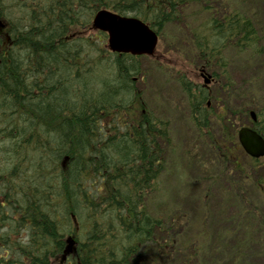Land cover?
<instances>
[{
	"label": "trees",
	"instance_id": "trees-1",
	"mask_svg": "<svg viewBox=\"0 0 264 264\" xmlns=\"http://www.w3.org/2000/svg\"><path fill=\"white\" fill-rule=\"evenodd\" d=\"M14 1L0 0V17L10 35L7 42L0 37V215L7 224L0 246L14 248L15 232L21 230L22 247H32L44 260L48 248H63L66 235L73 233L80 264H164L163 259L189 264L176 248L181 243L171 237L183 225L149 209L173 142L168 120L152 114L136 87V75L144 73L140 57L111 52L103 33L99 41L86 34L105 5L141 17L162 38L169 26L186 25L184 14L198 5L202 21L189 27L188 48L213 72L216 84L224 78L231 85L227 53L264 49L255 20L238 9H217V0ZM215 61L223 66L222 74L213 70ZM175 77L197 135L208 138L216 156L233 162L246 180L261 159L245 154L238 130L254 110V127L264 136V102L254 98L232 108L210 86L184 72ZM80 121L88 129L79 134L83 151H74L72 135ZM65 155L70 156L67 168L62 167ZM81 159L89 164L83 167ZM256 184L264 198V175ZM251 220L258 218L253 214ZM254 227L249 226L245 241ZM187 231L183 247L198 244L202 235ZM170 252L185 257L175 262Z\"/></svg>",
	"mask_w": 264,
	"mask_h": 264
},
{
	"label": "rangeland",
	"instance_id": "rangeland-1",
	"mask_svg": "<svg viewBox=\"0 0 264 264\" xmlns=\"http://www.w3.org/2000/svg\"><path fill=\"white\" fill-rule=\"evenodd\" d=\"M217 1V9L223 5L226 10L238 9L253 18L264 45V0ZM191 8L184 14L186 25L169 26L154 55L138 59L144 73L136 75V87L143 91L152 114L168 120L173 142L168 147V168L160 176V188L151 196L149 209L167 222L174 219L185 227L180 232L176 225L178 228L171 231V237L181 243L176 248L186 253L191 260L189 264H264V240L258 239H264V198L256 184L257 178L264 175V158L257 163L258 168H249L246 180L233 162L220 160L211 150L209 139L197 135L187 96L175 77L184 72L195 83H204L200 74L204 65L188 48L189 27L202 21L199 6ZM100 33L92 29L86 35L99 41ZM227 62L232 84L221 78L217 84L214 81L210 84L211 89L223 95L232 108L254 98L264 102V49L258 54L232 50L227 53ZM214 63L213 70L222 74L223 66L219 61ZM213 128L219 137V125L215 121ZM253 214L257 221L251 220ZM251 225L255 229L245 241ZM260 226L261 233V229L257 230ZM189 229L202 236L198 244L183 247L182 239L190 237ZM171 254L175 262L185 257Z\"/></svg>",
	"mask_w": 264,
	"mask_h": 264
},
{
	"label": "water",
	"instance_id": "water-1",
	"mask_svg": "<svg viewBox=\"0 0 264 264\" xmlns=\"http://www.w3.org/2000/svg\"><path fill=\"white\" fill-rule=\"evenodd\" d=\"M94 28L108 32L109 48L119 53L133 55L154 54L158 44V33L136 16L121 15L108 9H100L93 19ZM4 23L0 20V28ZM206 83H210L211 74L203 73ZM255 119V113H252ZM239 140L245 151L253 157L264 156V137L251 127L244 126L239 130ZM75 240L68 239L69 247Z\"/></svg>",
	"mask_w": 264,
	"mask_h": 264
},
{
	"label": "flooded vegetation",
	"instance_id": "flooded-vegetation-1",
	"mask_svg": "<svg viewBox=\"0 0 264 264\" xmlns=\"http://www.w3.org/2000/svg\"><path fill=\"white\" fill-rule=\"evenodd\" d=\"M7 228L6 221L0 215V233H3ZM15 232L14 248L8 246H0V264H80V254L78 247L69 249L67 246L63 248H50L49 254L42 258L35 256L32 247H22L23 234L21 230ZM12 237V236H11Z\"/></svg>",
	"mask_w": 264,
	"mask_h": 264
},
{
	"label": "bare ground",
	"instance_id": "bare-ground-1",
	"mask_svg": "<svg viewBox=\"0 0 264 264\" xmlns=\"http://www.w3.org/2000/svg\"><path fill=\"white\" fill-rule=\"evenodd\" d=\"M9 2H14L15 3V1L14 0H8ZM22 2H25V0H21ZM123 1H125V0H123ZM27 2V1H26ZM25 2V3H26ZM130 2H132V1H130ZM24 3V4H25ZM124 3H126V2H124ZM129 4H131V3H129ZM63 6H66L65 8H68L69 9V5L67 4H64ZM108 5H105L104 7H101V8H99L98 10H100V9H108L109 7H107ZM62 7V6H61ZM140 8V7H139ZM97 10V11H98ZM139 12V11H138ZM116 13H119V14H121V15H125V14H122V13H120V12H117L116 11ZM128 15H130V16H135L134 15V13H129ZM13 18H15L16 20H17V17H16V15H13L12 16ZM0 63H1V61H0ZM72 115H74L75 116V114H72ZM53 128V130H55L56 128H57V126L56 127H52ZM87 129H88V126L86 127V128H84V125H82V122L80 121L79 122V131L77 132V133H75L74 135H72L73 136V138H74V142L72 143V147L71 148H73V150L75 151L76 149H80L81 151H83V144H82V141H81V139H80V137H79V134L80 133H85L86 131H87ZM73 151V152H74ZM80 151V153H82ZM77 152V151H76ZM70 162V156L69 155H65L64 156V158H63V160H62V167L63 168H67V165H68V163ZM80 163H81V165L83 166V167H86L88 164H89V161L88 160H84V159H81L80 160ZM84 204V203H83ZM20 209L21 210H23L24 208L23 207H20ZM19 211V210H18ZM93 215V214H92ZM95 218L98 216V214L97 213H94V215H93ZM55 248V247H54ZM48 249H50V248H48ZM48 249L46 250V253L45 252H43V253H45V254H43V255H46V254H49L50 252L48 251Z\"/></svg>",
	"mask_w": 264,
	"mask_h": 264
}]
</instances>
